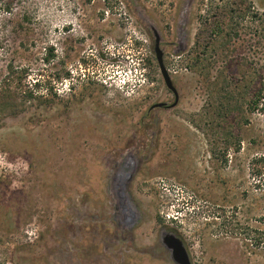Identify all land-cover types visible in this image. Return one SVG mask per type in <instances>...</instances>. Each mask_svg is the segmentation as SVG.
Here are the masks:
<instances>
[{
	"label": "rangeland",
	"instance_id": "1",
	"mask_svg": "<svg viewBox=\"0 0 264 264\" xmlns=\"http://www.w3.org/2000/svg\"><path fill=\"white\" fill-rule=\"evenodd\" d=\"M163 235L264 264V0H0V264H177Z\"/></svg>",
	"mask_w": 264,
	"mask_h": 264
},
{
	"label": "water",
	"instance_id": "2",
	"mask_svg": "<svg viewBox=\"0 0 264 264\" xmlns=\"http://www.w3.org/2000/svg\"><path fill=\"white\" fill-rule=\"evenodd\" d=\"M156 53H157V59L160 65V69L162 71V74L165 79V83L167 87L175 94L176 96V101L173 104V106H176L178 103V93L176 88L173 86L172 80L170 78V75L168 74L164 63H163V53L160 49V41H156ZM164 104H158L153 106L152 108L155 107H162ZM118 195H120V198H123L124 196L121 194V192H117ZM123 203V202H122ZM134 226V225H132ZM164 240L163 243L168 246V248L171 250L172 258L177 264H191L190 258L188 256V253L186 251V248L183 244V242L177 238L175 235H163ZM166 236V237H165Z\"/></svg>",
	"mask_w": 264,
	"mask_h": 264
},
{
	"label": "flooded vegetation",
	"instance_id": "3",
	"mask_svg": "<svg viewBox=\"0 0 264 264\" xmlns=\"http://www.w3.org/2000/svg\"><path fill=\"white\" fill-rule=\"evenodd\" d=\"M127 222V221H126ZM124 226V233H122V237H123V240L127 243L128 246H132L134 245L135 241H136V230L138 229H135L134 226H131L127 223H125ZM162 236V235H161ZM159 241V239H158ZM160 243V241H159ZM159 246H162L165 250H168L171 252V250L168 248L167 245H165L163 242L160 243ZM172 255V254H171ZM189 256V255H188Z\"/></svg>",
	"mask_w": 264,
	"mask_h": 264
}]
</instances>
